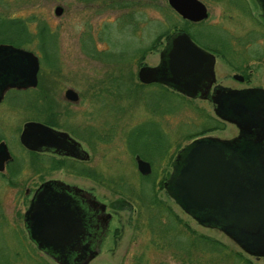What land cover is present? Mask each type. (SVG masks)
<instances>
[{
    "label": "rangeland",
    "instance_id": "rangeland-1",
    "mask_svg": "<svg viewBox=\"0 0 264 264\" xmlns=\"http://www.w3.org/2000/svg\"><path fill=\"white\" fill-rule=\"evenodd\" d=\"M201 1L208 18L194 25L167 0H0V34L10 32L3 39L26 41L22 46L39 59L36 87L11 89L0 102V141L10 150L9 157L25 162L19 171L12 169L11 162L0 170V264H58L38 249L24 223L33 190L41 178L50 177L77 183L115 209L100 253L89 264H134L138 257L142 264H235L234 252L241 258L239 264H264V256L246 252L225 232L200 225L165 187L181 148L201 136L231 139L238 133L236 126L220 120L206 100L188 99L158 85L140 86L137 78L138 69L157 65L168 39L183 30L213 51L224 49L219 47L220 38L227 40L240 52L236 59L251 63L250 83L264 86V20L259 5L254 0ZM58 5L63 8L60 15L54 13ZM20 22L27 30L22 36ZM42 25L47 29L38 31ZM229 72L235 73L219 55L218 78ZM67 88L79 94L78 102L66 100ZM26 120L72 131L88 153L83 165L98 172V180L64 170L42 176L37 163L35 169L28 168L26 162L35 156L22 150L18 141ZM213 125L217 128L202 131ZM137 157L151 163L150 173H140ZM151 193L178 223L164 235L152 236L145 221L151 214L167 221L162 209L159 213L154 205H147ZM189 230L194 237L210 241L203 246L189 244ZM174 231L181 233L177 239L185 244L183 249L173 239L167 240V247L158 240L172 238ZM156 240L159 247L153 245Z\"/></svg>",
    "mask_w": 264,
    "mask_h": 264
},
{
    "label": "water",
    "instance_id": "water-1",
    "mask_svg": "<svg viewBox=\"0 0 264 264\" xmlns=\"http://www.w3.org/2000/svg\"><path fill=\"white\" fill-rule=\"evenodd\" d=\"M167 1L184 19L197 22L208 16L206 5L201 0ZM255 1L264 18V0ZM61 12V7H55L56 15ZM0 57V76L6 77L3 86H36L39 68L36 55L11 45L0 44ZM160 60L158 67L145 66L139 69L138 76L142 82L151 81L154 71L158 73L160 70L163 71V82L194 96L198 87L194 85L191 76L195 74L207 80L204 74L211 77L213 72L212 55L184 31L172 35L161 52ZM3 86L0 85V98ZM202 86L199 91L205 95L209 84ZM241 93L244 95V92L239 91L221 93L222 96L216 98H237ZM246 96L250 97V94ZM65 97L71 101L78 100V94L72 88L65 90ZM256 98L255 101L250 100L249 104L241 100L229 105L219 104L215 108L218 115L224 112L228 119L239 126L246 121L257 123L260 128L257 134L260 135L256 143L251 142L253 132L243 128L239 137L230 140L197 138L182 149L165 187L174 202L200 225L225 232L251 255L264 256V104H260ZM257 114L263 117L259 121L256 120ZM21 136L35 147L51 146L55 140L54 131L39 122L27 123ZM8 158L6 145L0 143V170ZM137 165L142 174L151 171L150 164L139 157ZM41 187H44L43 190L36 191L39 196L32 201L24 215L30 239L58 264H88L97 251L90 252L88 257L79 261L78 252L81 249L78 240L76 244L71 243L75 234L59 222L62 221L59 214L51 212L47 207L35 209L34 206L41 202L40 197L48 189L46 184Z\"/></svg>",
    "mask_w": 264,
    "mask_h": 264
},
{
    "label": "flooded vegetation",
    "instance_id": "flooded-vegetation-1",
    "mask_svg": "<svg viewBox=\"0 0 264 264\" xmlns=\"http://www.w3.org/2000/svg\"><path fill=\"white\" fill-rule=\"evenodd\" d=\"M58 6L62 8V6H60V5H58ZM62 11H63V8H62ZM207 13H208V10H207ZM262 15H263V13L261 12V18L264 20ZM207 18H208V16H207ZM207 18H205L204 20H201V21H197V22L190 21V20L184 19V18H182V19L188 21L189 23L197 25V24H200L201 22L205 21ZM184 32H186L188 34L190 33L187 31H184ZM191 34H192V32H191ZM190 37L192 38V40L196 44L199 45V43H197L195 41V39H194L195 37L193 38L191 35H190ZM168 41H169V39H168ZM219 41H220L219 47L224 48V49H222L221 52L207 49V47L205 49L204 46L199 45L200 47L204 48L207 52H209L212 55L213 72H212L211 77L207 74L205 76V74H204V78L208 77L207 80L201 79L198 76H194L195 74L192 76L190 75L193 78L194 85H196L198 87L197 92L194 96L188 95V94L178 90V88L173 87L170 84L163 82L161 80L163 77V71H160V70L158 71V73H157V70H156V72L154 71V75H153L151 81L142 82L139 79L138 71L141 67H145V65H142L137 71V78L140 82L139 85L140 86L141 85H143V86L144 85L145 86L146 85L147 86L148 85H158L161 87H165V88L171 90L172 92H175V93H177L181 96H184L185 98H188V99L206 100L213 105L214 112H215V108L219 104L220 105H229V104L234 103V101L239 103L241 100L246 101L249 104L250 100L255 101L256 96H257L256 100L257 101L260 100V102H261L260 104L263 105L264 104V86L253 85L250 83V76H251V72H252V70L250 69L251 63H248L245 59H243V57H239V59H236L235 54L237 55V53H238L240 55V52H236V50L234 51V49L231 47V43H229L227 40H225L224 38H220ZM25 42L26 41L22 40V43L17 44L18 42H15V45L13 44L11 46L30 51L28 49H25L22 46V45H24ZM5 45H10V44H5ZM30 52H32V51H30ZM161 52H160V59H161ZM219 55H221V58L223 59V61L235 72L232 74L229 72V74H227L225 76L226 79L228 78L230 80H233V83H229V82L224 83L223 81L226 80L225 78H224L225 80L224 79L221 80L218 78V75L216 73V62H217V57H219ZM232 57H234V59H232ZM0 58H2V57H0ZM235 60H237V61H235ZM160 62H161V60H159L157 65L149 66V67H158L160 65ZM164 74L166 76H169L165 72H164ZM5 78H6L5 76L4 77L0 76V85L1 86H3L2 82ZM113 80L115 82L119 83L116 78H113ZM37 83H38V79H37ZM109 84L113 85V83H109ZM204 84H205V86L209 84V88H208V91L205 95L204 94L201 95V92L199 91V89L203 88L202 85H204ZM34 87H36V86H23V87H18L16 85L15 86H12V85L11 86L10 85L3 86V87H1L3 89V91H2L1 98H0V102L5 97V94L11 89H14V91H23V90L29 91L30 89H32ZM104 88H108V87H104ZM233 91L244 92V95H242V93L238 94V96H236L237 98H231L232 96L231 97L230 96L221 97L222 96L221 93H231ZM248 94H250V97L246 96ZM219 95H221V96L217 99L216 96H219ZM64 96H65V92H64ZM79 99H80L79 94H78V100L77 101H71V100H68L66 98V100L70 101V102H78ZM215 114L217 116H219L220 120H222L224 122L232 123L238 129V133L234 137H232L231 139L239 137L242 133L241 128H243L245 130H249L250 132H253L252 137H251V142L256 143L258 141L260 134H257V133L260 131V128H259V125L257 123H254V122L249 123V121H246V123L244 125L239 126L235 121L228 119L227 114H225L224 112H221V115H223L225 117L218 115L216 112H215ZM262 118L263 117L261 115L257 114L256 120L259 121ZM29 122L42 123L54 131L55 140L53 141L51 146L42 145L40 147H35L32 145L31 141H24L22 139L21 134H22L23 130L25 129L26 124ZM202 137H213V136H201V137H197V138H202ZM197 138H194V140ZM214 138H217V137H214ZM217 139H220L221 141L230 140V139H221V138H217ZM18 141H19L20 146L22 147L21 148L22 150H24L25 152H28V154L35 156V158H33L31 160V162L30 161L26 162L27 167L28 168H30V167L34 168L35 163H37L38 165H36V167H38V172L42 171V173L40 174L42 176H45L46 174H49V173L54 172V171L64 170V171H66V173H69V174H72L75 176L89 178V179L93 180L94 182L98 180V179H96V175H98L99 173L94 171L93 169H91V168L89 169V167H85L83 165V162L88 161L89 157H88V153H86V150H84L82 143L78 140V137L72 131L68 130L65 127H62V125L61 126L48 125L45 122H42L40 120L23 121L22 127L19 131ZM2 142L4 143V141H0V143H2ZM191 142H192V140H191ZM263 143H264V139H263ZM16 145H17V143H16ZM6 148H7V151L9 152L10 150H8V147H6ZM183 148H181L176 153L174 161H172V171L174 168V163L177 161V159L180 156V153H181ZM18 150H20V149H18ZM142 160H144V159H142ZM144 161H146V160H144ZM10 162L12 163L11 166H12V169H14V171H19L20 169L24 168L22 164L25 162L19 161L20 162L19 163L18 158L15 155H13L12 157H9L4 162V167L8 166L7 164ZM146 162H148L150 164V167H151V163L149 161H146ZM78 169L79 170L85 169L87 171H92V175L88 176V175L80 174L78 172ZM143 175H147V174H143ZM42 184H46V188H48V189H46L47 192L45 193V195H42L40 197L41 202L37 203L34 206V207H36L35 209H38L40 207H42V208L47 207V208H49V210L51 212H55V213L59 214L58 215L59 219L62 218L61 219L62 221H59V222H61L62 224L67 226L66 230H68L70 233L75 234V236H73V242H71V243L76 244V241L78 240V247H79V249H81L80 252H78V257L80 256L79 261H81L82 258L88 257L90 252H94V251H97V254L95 256V257H97L100 253L103 240H104L106 234L108 233L109 227H110L111 223L113 222V218L115 217V209L114 208L112 209L111 204H109V202L104 201L101 197H99L93 191H91L89 189L87 190L85 188L82 189V187L78 186L77 183L68 182V181L63 180L61 178L50 177L47 179L41 178V181L39 182V184L37 185V187L33 190V193L31 194V197L29 199V203H28L26 210L30 207L32 201H35L36 196H39L38 192L43 190L44 187L40 188V186ZM37 190H38V192L36 194ZM24 223H25V220H24ZM25 226H26V224H25ZM69 255H71V253H69ZM93 259H91L89 261V263Z\"/></svg>",
    "mask_w": 264,
    "mask_h": 264
},
{
    "label": "trees",
    "instance_id": "trees-1",
    "mask_svg": "<svg viewBox=\"0 0 264 264\" xmlns=\"http://www.w3.org/2000/svg\"><path fill=\"white\" fill-rule=\"evenodd\" d=\"M10 23H12V22H10ZM20 24H21V22H20ZM13 25L11 24V26H9V27H12ZM20 28H18L19 30H21V36H22V34H23V32H27L26 31V29H25V27H22V24H21V26H19ZM47 29V26H45V25H42V26H39V30L38 31H45ZM8 33H10L9 31H5V32H2L1 34H0V37H1V41H9V40H4L5 39V35H7ZM30 34V33H29ZM190 34H191V31H190ZM191 36L194 38V36H193V33L191 34ZM4 38V39H3ZM7 38V37H6ZM195 39V38H194ZM38 40L40 41V45H41V47H40V49H41V51L43 52V55L47 58V56H48V53L46 52V50H45V48H44V46H42V43H41V40L38 38ZM9 42H18L17 44H20V43H22V40L21 41H13V40H11V41H9ZM47 60H48V58H47ZM213 128H217V126L216 125H213V126H210V128H208V129H203L202 131L204 132V131H208V130H210V129H213ZM202 132V133H203ZM201 133V134H202ZM14 170V169H13ZM78 172L80 173V174H83V175H88V176H91L92 175V171H87V170H85V169H83V170H79L78 169ZM134 193L135 194H137L135 191H134ZM147 202H148V204L147 205H154V207H155V210L157 211L158 210V212L160 213V210L162 209V205L160 204V202H158L157 200H156V198H155V195H154V193H151L150 195H149V198L147 199ZM159 206V207H158ZM158 208V209H157ZM160 209V210H159ZM168 211V212H167ZM164 213H166V219H167V221H164L161 217H160V214L158 215H154V216H152V214L151 215H149V216H151V217H146L145 218V221H146V223H147V225L149 226V228H150V232H151V235L152 236H154L155 234H157V232L158 233H161V235H164V234H166L167 232H170L171 230H173L177 225L176 224H178V223H176L175 222V218H174V216L175 215H173L172 213H170V211H169V209L167 208L166 210L163 208L162 209V214H164ZM183 233V235H184V232H182ZM189 237L190 236H192L191 238H189V244H192V245H195V246H197V244H200V245H204V244H206V241L208 242V238L207 237H205V236H201V237H194V233H193V231H190L189 230ZM181 233H179V231H174V233L172 232V238H171V236H167V237H165L164 236V238L162 237V238H160V239H158V240H161L162 239V241H163V245L165 246V247H167V246H170V243L172 242V239H173V241H176V243H174V245L176 246V247H178L179 249H183V247H184V243H183V241L182 240H178V239H181L180 237L181 236H179ZM175 236H177V237H175ZM154 238V237H153ZM178 238V239H177ZM198 238H200V239H198ZM170 241V243L168 242V241ZM210 241V240H209ZM153 245H155V246H157L158 245V242H157V240L156 241H154V243H153ZM214 245H215V242H212V245H211V248L212 249H215V247H214ZM213 246V247H212ZM157 247H159V246H157ZM210 250V249H209ZM211 251V250H210ZM231 251L232 252H234L232 249H231ZM234 254H235V256H234V261H235V264H239L240 263V261H241V258L240 259H238V257H240L239 255H238V253L237 252H234ZM139 258V259H138ZM137 259H136V261H135V263L134 264H142V262H141V257H138ZM33 261V260H32ZM35 261V260H34ZM33 261V262H34Z\"/></svg>",
    "mask_w": 264,
    "mask_h": 264
}]
</instances>
